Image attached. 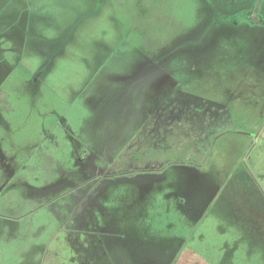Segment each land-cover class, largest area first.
Segmentation results:
<instances>
[{"label": "rangeland", "instance_id": "rangeland-1", "mask_svg": "<svg viewBox=\"0 0 264 264\" xmlns=\"http://www.w3.org/2000/svg\"><path fill=\"white\" fill-rule=\"evenodd\" d=\"M263 67L264 0H0V264H264Z\"/></svg>", "mask_w": 264, "mask_h": 264}, {"label": "trees", "instance_id": "trees-1", "mask_svg": "<svg viewBox=\"0 0 264 264\" xmlns=\"http://www.w3.org/2000/svg\"><path fill=\"white\" fill-rule=\"evenodd\" d=\"M241 17L243 18V16H240V17H239L240 20L242 19ZM243 19H245V18H243ZM246 19H249V17H247ZM232 21H233V20H232ZM233 22L236 23L235 21H233Z\"/></svg>", "mask_w": 264, "mask_h": 264}, {"label": "crops", "instance_id": "crops-1", "mask_svg": "<svg viewBox=\"0 0 264 264\" xmlns=\"http://www.w3.org/2000/svg\"><path fill=\"white\" fill-rule=\"evenodd\" d=\"M258 68H259V65H258ZM261 73H263V74H264V67H263V72L261 71ZM263 135H264V131H263Z\"/></svg>", "mask_w": 264, "mask_h": 264}]
</instances>
